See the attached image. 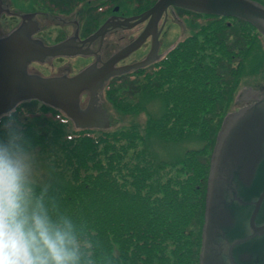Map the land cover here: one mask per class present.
Instances as JSON below:
<instances>
[{"label":"trees","instance_id":"16d2710c","mask_svg":"<svg viewBox=\"0 0 264 264\" xmlns=\"http://www.w3.org/2000/svg\"><path fill=\"white\" fill-rule=\"evenodd\" d=\"M84 1L41 0L60 14ZM132 1L142 12L156 0ZM254 1L264 6V0ZM176 12L204 15L182 8ZM204 16L209 20L197 32L157 61L105 85L106 97L121 112L138 111L136 98H158L162 112L148 118V134L169 143L194 138L200 143L178 157L156 158L135 125L69 131V119L43 103L53 118H40L35 112L41 102L35 99L13 109L28 149L40 148L61 180L34 184L36 192L53 211L73 219L94 264H199L216 136L242 78L264 70V36L253 25L236 17Z\"/></svg>","mask_w":264,"mask_h":264},{"label":"water","instance_id":"95a60500","mask_svg":"<svg viewBox=\"0 0 264 264\" xmlns=\"http://www.w3.org/2000/svg\"><path fill=\"white\" fill-rule=\"evenodd\" d=\"M169 7L236 17L253 25L264 36V6L257 1L157 0L140 14L107 19L81 41L83 45L103 38L109 28H129L128 31L114 30L105 36L112 52L121 49L100 66L96 61L88 66L91 55L68 57L58 59L56 67L79 65V73L70 77H43L28 73L27 64L33 60L42 62L48 56L71 54L70 42L45 45L33 38L38 30L34 14H22L21 23L0 37V114L9 112L19 102L36 99L64 112L76 128L107 129L109 119L99 103L98 90L110 77L143 68L160 57L158 36ZM3 12L9 11L0 0V15ZM145 21L139 34L143 25L137 24ZM120 34H128L129 38L119 40ZM148 37H151V48L148 42L139 48ZM124 58L127 65L115 66ZM53 61L49 58L40 63L41 73L52 71L49 66ZM84 91L89 92V100L81 108L80 95ZM240 100L248 104L225 115L211 154L199 264H264V92L248 87Z\"/></svg>","mask_w":264,"mask_h":264},{"label":"clouds","instance_id":"9594fccd","mask_svg":"<svg viewBox=\"0 0 264 264\" xmlns=\"http://www.w3.org/2000/svg\"><path fill=\"white\" fill-rule=\"evenodd\" d=\"M13 111L0 114V264H94L73 219L36 192L27 137Z\"/></svg>","mask_w":264,"mask_h":264},{"label":"rangeland","instance_id":"374dc122","mask_svg":"<svg viewBox=\"0 0 264 264\" xmlns=\"http://www.w3.org/2000/svg\"><path fill=\"white\" fill-rule=\"evenodd\" d=\"M3 7H6L10 12L2 13L0 16V36L8 34L15 29L21 22V16L25 13H33L34 20L37 22L38 30L33 35L34 38L40 39L44 44L52 42L64 34V31L74 29L70 23L74 19H79V22L84 24L87 20L92 23L91 27L96 29L99 27L111 13H116L122 17H131L136 15L139 10L135 8L132 0H86L80 3L76 8L67 14L52 12L47 9L41 0H2ZM118 7V10L114 9ZM92 10V14L87 11ZM143 12V11H142ZM68 20H70L68 22ZM209 20L207 16H192L183 15L177 16L174 12L169 11L162 33L159 37V53H165L170 47L176 44L184 37L197 32L202 24ZM67 23V24H64ZM130 72V71H129ZM128 73V72H127ZM107 83V82H106ZM98 91L99 103L107 112L109 118V130H118L126 128L130 125H135L144 137V144L151 150L153 155L158 159H168L178 157L183 151L190 147L199 146L197 139L185 140L176 143L164 142L155 134H148L146 130V122L150 117H158L162 112V103L158 98H136V104L139 107L138 111L121 112L117 110L105 95V85ZM248 87L254 90L264 91V70L258 74L248 77H243L242 82L237 89L234 106L243 105V100L237 99L238 96ZM85 98L84 101H87ZM83 100V99H82ZM39 110L35 113L40 118H53L52 110L38 105ZM61 112V111H60ZM64 115L62 112L60 113ZM60 115L57 114L55 118ZM69 131L75 129L71 120L66 122ZM107 130V129H106ZM33 165V182L38 185H49L54 182H61L49 167V163L42 157L40 148L30 149ZM40 156V158H39ZM42 159V160H41Z\"/></svg>","mask_w":264,"mask_h":264},{"label":"flooded vegetation","instance_id":"af4514ba","mask_svg":"<svg viewBox=\"0 0 264 264\" xmlns=\"http://www.w3.org/2000/svg\"><path fill=\"white\" fill-rule=\"evenodd\" d=\"M115 11H117V10H115ZM169 11H172L174 13H177L176 12V8H173V7H169L168 8V12ZM35 16H36V14H35ZM107 17L108 18H112V17L125 18V17H122V16H120V15H118L116 13H111ZM69 21L70 20H68V22ZM64 24H67V23L64 22ZM68 24L73 25L74 26V29H69L68 31L65 30L64 31V34H61V36L59 38H57L56 40H53L52 42L47 43V45H53L55 43H58V42H61V41H64V40H68L70 42L69 43L70 45L68 46L70 48H69L68 51L71 54L58 55V56H53V57L52 56L46 57L44 59V61L46 59H49V58H53L54 59V61L52 62V65L49 66V67L52 68V71H48V72L46 71V74H43L40 71L42 69L41 68L42 65H40V63H43L44 61H42V62H40V61H31L27 65V70H28L29 73L38 74V75L45 76V77H53V76H73V75L77 74L80 71L79 65L74 66L72 64H68L69 66H67V64L66 65L64 64V66L62 65V67L61 66H57L56 67V65L59 64L57 60L58 59H66L68 57H70V58H79V55H85V54L92 56V61L89 62L88 65L96 61V64L99 66L103 62H105L106 60H108L114 53H116L119 50L118 49V50L112 52L111 51V48H110V44L105 41V36L108 35V33H111L114 30H122V31H126L127 30L128 31V29L125 28V27L109 28L107 30V32L105 33V35L103 36V38H96L91 43H88L87 42V43L81 45V41L84 40V39H86L87 37H89L92 33H94L95 30L98 27L96 29H94V27L89 26V24H91V23H89L88 20L86 22H84V24H82L81 22H79V19H74V20H72ZM159 24H158V28H159ZM138 25H143V27L140 30V32H141L143 30V28L145 27L146 22L140 23ZM140 32H139V34H140ZM161 33H162V31L159 33L158 38L160 37ZM128 38H129V35L128 34H124V35L120 34L119 37H118L119 40H123V39L125 40V39H128ZM147 42L149 43V45H150L149 47L151 48V37H148L145 40V42L142 44L141 47H143ZM80 46H81V48H79ZM79 51L81 53H79ZM82 52H84V53H82ZM146 55H147V53H146ZM126 58L118 61L115 64V66H120V65L126 64V63H124V61L126 60ZM141 58H139V59H141ZM87 96H88L87 101H84L85 98H87ZM88 100H89V93L87 91L86 92H83L81 94V96H80V102H81L80 104H81V107H85L86 104H87V102H88Z\"/></svg>","mask_w":264,"mask_h":264}]
</instances>
